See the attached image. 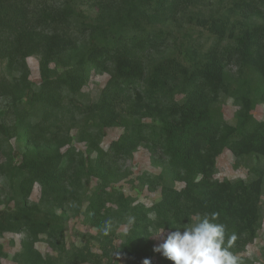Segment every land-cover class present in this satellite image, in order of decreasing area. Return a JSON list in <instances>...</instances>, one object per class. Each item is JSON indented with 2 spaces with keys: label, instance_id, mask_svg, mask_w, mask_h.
Returning a JSON list of instances; mask_svg holds the SVG:
<instances>
[{
  "label": "trees",
  "instance_id": "16d2710c",
  "mask_svg": "<svg viewBox=\"0 0 264 264\" xmlns=\"http://www.w3.org/2000/svg\"><path fill=\"white\" fill-rule=\"evenodd\" d=\"M87 1L97 8L91 19L73 0H0V61L6 74L21 75L14 83L0 76V96L24 99L14 108L13 125L0 124V153L12 138L20 145L19 160L11 158L5 168L14 206L0 211V235L24 231L22 257L32 264L49 260L33 251L39 236L59 249L61 264H155L151 232L174 231L195 213L218 211V222L237 237L231 250L241 264H251L241 254L264 218V121L252 115L264 104V0ZM183 21L190 28L170 29ZM38 52L42 80L33 92L25 86V59ZM62 57L74 64L52 78L49 63L67 64ZM91 72L110 78L88 103L82 87ZM225 99L236 108L233 124L221 112ZM67 116L86 122L80 140L93 159L72 147L61 150L69 145L60 125ZM121 126L120 137L102 150L105 129ZM139 146L161 168L140 178L151 191L159 188L150 208L113 188L121 177L118 163ZM224 150L246 179H216ZM89 179L98 183L83 193V214L98 231L99 254L87 246L66 250L63 216L56 212L77 203ZM35 185L40 195L31 202ZM121 225L130 228L116 247ZM161 264L171 262L163 257Z\"/></svg>",
  "mask_w": 264,
  "mask_h": 264
},
{
  "label": "rangeland",
  "instance_id": "374dc122",
  "mask_svg": "<svg viewBox=\"0 0 264 264\" xmlns=\"http://www.w3.org/2000/svg\"><path fill=\"white\" fill-rule=\"evenodd\" d=\"M78 11H82L85 15L91 18L97 14V8L91 1L73 0ZM190 28L186 25L185 21L181 23L179 27L171 26L173 32L178 33ZM204 37V36H203ZM64 61H56L49 63L48 68L51 71V77H59L67 68L74 64L73 60H69V57H62ZM62 59V60H63ZM41 53H35L28 56L25 59L27 67L26 79L29 86V90L33 92L37 91L41 80L42 74L40 70ZM3 62L0 61V76H6L8 82L14 83V78L21 76L15 73L12 77L10 74H6ZM63 65V66H62ZM66 66V67H64ZM15 76V77H14ZM110 75L103 72H91L82 87V94H84L83 100L88 103H93L99 96L100 91L104 88L105 84L109 80ZM20 97V98H18ZM18 100V103L15 102ZM24 99L18 94L16 96L3 95L0 96V124L10 127L15 121L14 108H19V103H23ZM65 102H67L65 100ZM221 112L223 118L229 124L234 123L233 114L236 110L230 99H225L220 103ZM253 117L258 121H264V104H258L252 111ZM83 118H70V116L64 117L60 120L62 131L69 137L68 146H65L61 150L64 151L68 147H72L76 152L81 153L85 158L93 159L94 153L86 142L80 140V132L85 126ZM123 132V127H113L105 129L104 137L99 141V147L107 151L110 144L116 141ZM2 141V142H1ZM0 142L3 143V137L0 136ZM65 142V141H64ZM10 149H3L0 153V211L11 209L14 203L11 200V193L8 187V182L4 177L5 168L9 165V160L14 159L13 162L18 161L20 145L16 143L15 139L9 141ZM22 148V147H21ZM18 154V155H16ZM236 159L231 152L224 150L222 154L216 159V179L223 180H236L246 179L248 177L247 171L242 167H234ZM118 169L120 172V178L113 183V188L120 191L125 197L131 198L135 204H142L146 208H150L155 202L159 200V188L156 190H150L148 185L141 181V177L150 178L157 175L161 168L152 166L151 156L148 150L144 146H139L133 152L130 158L121 160L118 163ZM85 183V184H84ZM97 180L89 179L83 182L81 197L78 198L77 203H68L64 211H56L58 215L63 216V246L70 249L74 247L87 246L91 252L99 254V244L97 241L98 231L89 222L88 218L84 216L83 212L86 207V201L84 194H89L97 185ZM182 184H176V188L180 189ZM40 195V188L38 185L33 187L30 195L31 202H37ZM262 207L264 216V193L262 196ZM130 228L129 225H121L116 228L114 234L113 244L117 247L125 239V236ZM167 233V231H164ZM155 232H151V241L153 245L162 242V239L153 236ZM28 237L24 231L17 233H3L0 235V264H32L30 261H24V247L27 243ZM33 251L40 254L43 260H48L47 264H61L58 259V250L54 246L46 243L44 236H39L38 239L33 241ZM241 256L251 261V264H264V218L261 229L258 232L257 238L252 244L248 245ZM152 261L155 264H161L163 257L160 253H156ZM88 264V263H84ZM119 264H124L121 261Z\"/></svg>",
  "mask_w": 264,
  "mask_h": 264
},
{
  "label": "clouds",
  "instance_id": "9594fccd",
  "mask_svg": "<svg viewBox=\"0 0 264 264\" xmlns=\"http://www.w3.org/2000/svg\"><path fill=\"white\" fill-rule=\"evenodd\" d=\"M219 216L218 211L195 213L187 223L173 226L174 231L157 229L153 236L162 242L152 251L171 264H241V258L231 250L237 237L227 233V226L218 222ZM143 264L151 261L144 259Z\"/></svg>",
  "mask_w": 264,
  "mask_h": 264
}]
</instances>
